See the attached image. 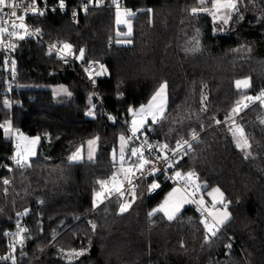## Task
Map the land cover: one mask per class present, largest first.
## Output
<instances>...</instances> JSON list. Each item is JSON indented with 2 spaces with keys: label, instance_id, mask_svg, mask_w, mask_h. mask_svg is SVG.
Wrapping results in <instances>:
<instances>
[{
  "label": "trees",
  "instance_id": "1",
  "mask_svg": "<svg viewBox=\"0 0 264 264\" xmlns=\"http://www.w3.org/2000/svg\"><path fill=\"white\" fill-rule=\"evenodd\" d=\"M120 1L134 13L131 37L117 35L126 29L116 24L112 0H103L99 7L90 5L87 14L80 11L77 22L70 8L81 6L78 0H66L65 12L49 9L44 16L31 15L29 23L42 30L44 41L18 42L13 108L4 105L10 93L6 52L0 50V124L10 120L14 129L41 139L32 166L17 169L8 159L12 139L0 129V256L10 252L11 238L5 233L14 232L17 213L27 208L30 212L22 216L21 225L29 238L15 252L17 264H69L65 253L81 248L85 255L71 264H264V123L260 119L264 107L250 105L237 119L253 144L248 159L236 149L227 125L214 123V118L223 121L243 95L264 89V24L257 22L262 5L249 4L243 21L221 27L206 12L191 13L200 6L199 0ZM46 4L56 6L58 0ZM193 38L203 51L186 55L184 49ZM56 39L71 43L77 55L84 48L83 62L106 66L97 90L100 102L77 66L48 55L47 45ZM118 39L133 43L117 44ZM52 71L60 72L52 75ZM245 77H251L252 87L237 90L234 82ZM164 81L169 85L167 113L162 123L153 125V136L175 146L177 139L189 137L195 129L201 141L179 170L197 172L200 183H207L203 193L219 187L232 201L230 221L210 244L204 241L202 216L193 205L172 222L162 213L149 218L148 212L173 185L149 196L143 183L137 202L123 216L117 215L115 196L97 209L92 207L97 181L109 180L119 161L112 153L118 149L119 136L128 135L129 110L147 104ZM58 86L71 95L58 92ZM202 91L207 96L206 112L201 111ZM90 103L95 105L94 117L86 114ZM97 136L94 160L69 161ZM5 178L11 182L7 194ZM89 222L97 225L95 232ZM229 242L230 251L225 247Z\"/></svg>",
  "mask_w": 264,
  "mask_h": 264
},
{
  "label": "snow or ice",
  "instance_id": "2",
  "mask_svg": "<svg viewBox=\"0 0 264 264\" xmlns=\"http://www.w3.org/2000/svg\"><path fill=\"white\" fill-rule=\"evenodd\" d=\"M40 0H24V2H18V0H0V50L6 53H14L18 47L19 41H24L30 36H40L41 29L36 28L34 31L29 30V26L25 23L27 15L30 13L32 15L44 16L46 9L42 10L38 4ZM46 4V0H43ZM210 3V7L206 5ZM262 5L260 10V15L257 17V22L264 24V0H199V7H194L191 9V13L196 15L198 13L206 12L212 17L214 23L221 22L223 25H229L230 22L243 21L245 19V14L248 11V5L251 4L253 7L256 4ZM101 0H84L80 6V11L85 14L89 11V6L99 7ZM112 4L116 6V24L125 25L128 29L126 33L117 32V35H123L125 37H131L133 34L132 24L129 17L133 16L134 13L131 9H121L119 0H112ZM58 7L60 10H65L67 7L66 0H58ZM23 8V14H18L17 9ZM8 10V11H6ZM57 9L53 8L52 11L55 12ZM151 13L152 9H148ZM79 14L78 11H73V17ZM219 27V25H218ZM11 29V30H10ZM223 30V29H221ZM117 44H127L131 45L133 40L124 39L117 40ZM55 54L59 59L67 63L69 57H74L76 60L84 61L85 52L84 48L78 50V55L73 50V45L71 43L65 42L61 44H51L49 47V55ZM186 55H195L201 53L203 49L200 47V42L197 38L188 41L184 49ZM250 51V50H249ZM11 64V70L15 73V60L9 61L5 58V67ZM97 61H90L84 68L85 73L88 75L89 80L95 83V76H103L107 73V68L104 64H100V70L95 71V65ZM110 75V73H109ZM235 87L237 90L240 89H250L252 87L251 77H245L243 79H237L235 82ZM168 83L164 81L160 83L159 87L152 95L150 101L147 105H142L138 112L130 109L133 115L130 127V136L120 135V151H119V161L121 172L123 177L118 178L114 173L110 180H98L99 190L94 192L92 207L93 209L99 208L101 205H105L106 201H109L113 196L119 201L117 215L123 216L128 213L132 208L133 204L137 199L136 195V185L133 183L134 179H147V176H154L155 173L159 172L161 169L157 167V162H162L166 164V169L176 170L171 177L173 180L178 182V186L174 187L172 191L168 194L165 201L157 208L152 209L148 212L149 218L155 217L156 214L162 213L163 217L169 221L177 220L178 216L182 212L185 205L195 204L197 205V210L201 213L200 224L204 229V241L206 244H210L213 238L217 237L221 232V229L225 224L231 219V212L229 206L232 201L227 200L225 193L219 188H213L211 192L208 193L211 196L210 205L206 202L203 189L207 188V183L201 184L199 181V174L193 170L183 172L179 170L180 164L184 157L189 156L190 153L194 152V143H200L199 134L195 129H191L189 139L180 138L176 140L175 146L170 147V145L165 142L163 144L153 145L148 142L147 136L145 135L144 142L139 147H132L130 149L131 157L135 159L130 162L128 167H125L126 159V147L130 144L133 139H138V133L145 127L146 124L151 121L152 125H157L163 122L167 113V103H168ZM207 85H203L206 88ZM67 95H71L66 88H61L59 90ZM91 101V97H89ZM205 101H207V96L201 92V111L206 112L207 106ZM259 104L264 107V89H262L256 95H243L239 100L236 101L235 106L231 111L225 115L224 120L214 118V123L217 126L222 124L227 125V132L231 135L232 141L240 152L244 153V158L248 159L252 157L253 144L248 134H246L245 127L237 122L236 117H238L245 109H248L250 105ZM4 105L10 107V101L5 99ZM95 105L90 103L89 111L86 113L89 116H95ZM109 119H113L109 117ZM199 119V117H197ZM182 123V121H179ZM261 123H264L262 121ZM203 127V125L201 126ZM0 129H2L6 136L13 134L12 122L6 121L4 124H0ZM173 129L172 131H174ZM16 137V152L11 157V162L17 169H26L32 166L33 158L36 157V145L40 142V137H26L18 129L15 130ZM99 137H95L87 141L88 144V159L92 160L94 158V153L97 150ZM146 146V147H145ZM153 151L157 152L154 159L146 156L147 153ZM113 160H116V152L113 150L112 153ZM83 160L82 148L77 149L70 157V162H79ZM8 172H12L13 168L4 165ZM139 173V176L137 174ZM147 173V176L145 175ZM182 182V183H181ZM4 187V193H8V186L10 185V180L5 178L2 181ZM125 184L130 185V188H126ZM160 185L153 180L150 184V190H155L159 188ZM130 197V199H126ZM43 204V201H40ZM30 209H24L22 213H17V216L28 215ZM91 230L96 231L97 225L89 222ZM17 232L10 233L6 232L5 236L12 239V242L8 245L10 252L8 255L0 256V261L8 262L11 264H17V258L15 252L17 250V245L23 248L26 239L29 237L26 235L28 229L17 223ZM232 238H229L231 241ZM183 247V245H181ZM226 249L229 251L232 249L233 245L229 242L225 245ZM64 252V249H60ZM86 250L81 248L80 250L71 249L65 253L69 258V264H71L72 258H79L85 255Z\"/></svg>",
  "mask_w": 264,
  "mask_h": 264
},
{
  "label": "built area",
  "instance_id": "3",
  "mask_svg": "<svg viewBox=\"0 0 264 264\" xmlns=\"http://www.w3.org/2000/svg\"><path fill=\"white\" fill-rule=\"evenodd\" d=\"M103 0H101L102 2ZM18 2H24V0H18ZM78 2L80 3H83L84 0H78ZM119 4H120V7L122 8H126L124 3L122 1L119 0ZM38 6L44 10H49V9H53V8H56L57 10H60L58 5H54V6H49L48 4H45V3H42V4H38ZM115 6V5H114ZM116 7V6H115ZM56 10V11H57ZM67 10V7L65 10H61L62 12H65ZM8 11V10H6ZM18 11V14H23V8H20V9H17ZM73 11H78L80 13V6H73L70 8V14H71V17L73 19L74 22H77L79 20V14L76 16V17H73ZM32 14H28L27 17H26V20H25V23L29 26V30L30 31H34L36 28L33 27L30 23H29V17L31 16ZM11 30V29H10ZM32 40H36L38 42H43V38H44V34L42 33L41 31V35L40 36H30L28 37ZM65 42H68L64 39H56L54 40L52 43H48L47 45V52L49 53V47L51 44H63ZM69 43V42H68ZM49 55V54H48ZM6 56L7 58L9 59V61L11 60H15L16 62V55H15V52L14 53H6ZM49 56H53V57H56L58 60L62 61L65 65H69V64H72V66H77L80 71H82L83 75L85 76L90 88H91V91L95 97V99L100 102V97L98 95V87H99V81L104 78V75L103 76H95L94 75V80H95V83H93L92 80H89L88 78V75L85 73L84 71V68L87 66V63L90 62H83V61H79V60H76L74 57H69L68 60H67V63H65L63 60L59 59L58 56L55 54V51H53V54L52 55H49ZM91 61H94V60H91ZM98 62V61H97ZM101 63L98 62L96 65H95V71H99L100 70V65ZM4 70L8 76V92L10 93V95L8 96V100L10 101V107L13 108L14 105L16 104V101L14 99V91L16 90V77H17V62L15 64V73L12 72L11 70V64L9 63V65L7 66V68L4 66ZM241 115V114H240ZM240 115L238 117H236V119H238L240 117ZM261 121H264V114H262V116L260 117ZM127 124L129 125V132H128V135L130 136L131 133H130V127H131V119L128 120ZM145 135L147 136V140L149 143L153 144V145H159V144H163L161 143L158 138H156L155 136H153V125L151 124V121L149 120V123L145 125V127L141 130V133H138V139H133V141H131V145L132 147H139L141 144H143L144 142V138H145ZM190 137V135H189ZM189 137L187 138H184V139H189ZM199 137H200V134H199ZM11 139H12V143H13V151L12 153L9 155L8 159H9V162L11 164L12 167H15V165L12 164L11 162V157L14 155V153L16 152V138L14 136V130H13V134L11 135ZM196 143H194L195 145ZM131 147V148H132ZM146 147V146H145ZM170 147H174L172 145H170ZM157 155V152L156 151H153L151 153H147L146 152V156H148L149 158H152L154 159ZM185 158V157H184ZM135 158L134 157H131V152H129V154L126 156V159H125V167H128L130 165V162L132 160H134ZM157 167H159L161 170L157 173H155L154 176H147V173H145V175L147 176V179H140V180H136L134 179L133 183L136 185V195H137V199L135 201V203L137 202L138 200V197H139V192H140V189L142 187V184L143 183H146L147 186H148V189H147V193L149 196H155L159 193L160 189L163 188L164 186H168V185H178V182L173 180L171 177L173 176V173H174V168L173 169H166V164L162 163V162H157ZM116 174L118 178H121L123 177V173L121 172V168H120V161L116 162L114 165H113V174ZM137 176H139V173L137 174ZM155 180L159 185L160 187L155 189V190H150L149 186L150 184L152 183V181ZM182 183V182H181ZM125 187L126 188H130L131 186L130 185H127L125 184ZM126 199H130V197H126ZM134 203V204H135ZM133 204V205H134ZM193 207L197 210V205L195 204H192ZM198 211V210H197ZM199 212V211H198ZM200 213V212H199ZM201 214V213H200ZM22 223V216H16V220H15V226H14V233L17 232V223ZM22 226V225H21ZM11 242H12V239H11ZM19 247V245H17V248ZM229 252V251H228Z\"/></svg>",
  "mask_w": 264,
  "mask_h": 264
},
{
  "label": "rangeland",
  "instance_id": "4",
  "mask_svg": "<svg viewBox=\"0 0 264 264\" xmlns=\"http://www.w3.org/2000/svg\"><path fill=\"white\" fill-rule=\"evenodd\" d=\"M122 10L123 9H125V8H121ZM127 9V8H126ZM129 20H130V22H131V24L133 23V21H132V16L131 17H129L128 18ZM218 24H220V26L222 27H224L225 25H223L221 22H217ZM118 26H120V27H124L125 29H126V32L128 31V29H127V27L125 26V25H118ZM61 88H65V87H63V86H58V87H56V89H57V91L58 92H60L59 90L61 89ZM60 93H63V92H60ZM148 104V103H147ZM147 104H144V105H147ZM167 107H168V103H167ZM140 108H141V106L140 107H138V108H131L132 110H134V111H136V112H138L139 110H140ZM129 112H130V110H129ZM130 116H131V121H132V119H133V115H132V113L130 112ZM12 128H13V126H12ZM13 130H14V133H15V130H17V129H14L13 128ZM20 131V130H19ZM21 132V131H20ZM24 136H26V137H36V136H31V135H28V134H25V133H23V132H21ZM10 137H11V135H9ZM14 136H15V134H14ZM125 136H129V135H125ZM16 138V137H15ZM40 142H41V139H40ZM40 142L36 145V152H37V150H38V147H39V144H40ZM16 143H17V141H16ZM15 147H16V145H15ZM130 149H131V145L129 144L127 147H126V153L127 152H129L130 151ZM17 150V149H16ZM119 151H120V142H119V146H118V149L115 151L116 152V157L119 159ZM97 152H98V146H97V150L95 151V153H94V158L92 159V160H94L95 158H96V155H97ZM82 156H83V160L82 161H84V160H87V161H91V160H89L88 159V145H87V147L85 148V149H82ZM174 171H175V169H174ZM110 180V179H109ZM178 185H173V186H171L168 190H167V192L165 193V195H164V197H163V199L154 207V208H157L158 206H160L164 201H165V199H166V197L168 196V194L172 191V189L174 188V187H177ZM214 188H216V187H214ZM212 189L213 188H211L210 190H208L207 192H205V193H203V195H204V198H205V200H206V202H208L209 203V205H210V202H211V196H209L208 195V193L209 192H211L212 191ZM190 205H192V204H188V205H185L184 206V208H183V210L185 209V208H187V207H189ZM153 208V209H154ZM182 210V211H183ZM231 217H232V214H231ZM80 258V257H79ZM69 259V258H68ZM76 259H78V258H72V260H76ZM71 260V261H72Z\"/></svg>",
  "mask_w": 264,
  "mask_h": 264
},
{
  "label": "water",
  "instance_id": "5",
  "mask_svg": "<svg viewBox=\"0 0 264 264\" xmlns=\"http://www.w3.org/2000/svg\"><path fill=\"white\" fill-rule=\"evenodd\" d=\"M59 72H60V71H52L51 74H52V75H56V74H58Z\"/></svg>",
  "mask_w": 264,
  "mask_h": 264
},
{
  "label": "bare ground",
  "instance_id": "6",
  "mask_svg": "<svg viewBox=\"0 0 264 264\" xmlns=\"http://www.w3.org/2000/svg\"><path fill=\"white\" fill-rule=\"evenodd\" d=\"M201 141V140H200Z\"/></svg>",
  "mask_w": 264,
  "mask_h": 264
}]
</instances>
